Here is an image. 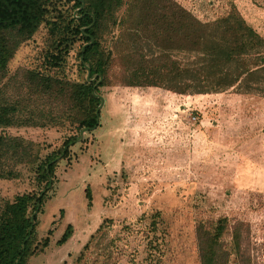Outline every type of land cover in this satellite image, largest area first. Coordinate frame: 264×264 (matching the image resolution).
Instances as JSON below:
<instances>
[{
  "label": "rangeland",
  "instance_id": "rangeland-1",
  "mask_svg": "<svg viewBox=\"0 0 264 264\" xmlns=\"http://www.w3.org/2000/svg\"><path fill=\"white\" fill-rule=\"evenodd\" d=\"M176 1L202 21L234 6L264 37V0ZM78 10L72 0H45L37 29L8 60L7 76L25 69L83 82L85 41L73 20ZM118 32L116 26L104 35L105 46ZM170 53L181 63L195 55ZM117 72L113 63V81L98 86L103 102L97 125L67 145L79 130L66 120L0 128L33 141L37 154L34 162L16 167V177L0 178V198L45 193L24 264H199L195 226L223 216L243 222L253 264H264V96L234 86L183 94L124 85L112 77ZM14 92V86L6 90L8 96ZM50 153L57 158L44 186L36 167ZM67 224L71 234L57 244ZM223 239L229 245L227 231Z\"/></svg>",
  "mask_w": 264,
  "mask_h": 264
},
{
  "label": "trees",
  "instance_id": "trees-1",
  "mask_svg": "<svg viewBox=\"0 0 264 264\" xmlns=\"http://www.w3.org/2000/svg\"><path fill=\"white\" fill-rule=\"evenodd\" d=\"M72 1L79 7L73 17L77 32L85 43L92 37L80 50V64L84 69L88 66L89 76L96 75L95 81L86 78L76 82L25 69L7 76L8 60L37 29L45 0H0V128L47 126L64 120L78 130L96 126L98 86L113 81L109 75L113 63L118 72L112 77L124 85L160 86L183 94L234 86L264 96V37L234 6L212 21H202L176 0ZM122 6L123 12L117 15ZM116 26L118 34L105 46L104 35ZM174 49L194 52V59L181 63L170 53ZM13 86L15 92L8 96L6 90ZM76 137L66 139L64 145ZM34 146L31 140L0 131V178H14L18 165L34 162ZM67 148L63 147V153ZM53 159L55 154L50 153L36 167L45 179L44 186ZM44 194L39 191L34 198L27 193L0 198V264L25 263L31 251L30 215ZM84 195L89 205L87 188ZM30 202L33 205L28 209ZM242 223H230L225 216L210 223L198 222L194 232L199 264H253L248 228ZM226 231L229 245L223 239ZM70 234L71 224H67L56 243H63ZM47 240L45 236L42 245ZM89 244H84V250ZM83 255L82 251L76 259Z\"/></svg>",
  "mask_w": 264,
  "mask_h": 264
},
{
  "label": "water",
  "instance_id": "water-1",
  "mask_svg": "<svg viewBox=\"0 0 264 264\" xmlns=\"http://www.w3.org/2000/svg\"><path fill=\"white\" fill-rule=\"evenodd\" d=\"M91 41H92V37H90V40H89L88 42H86V43H84V44L82 45V47H81V51L83 50L84 46H85L86 44H89ZM80 58H82V54L80 55ZM85 69H86V77L88 78V76H89V68H88L87 65H85ZM95 84H96V83H95ZM97 96H98V98H99V103H98V105H97V107H96V109H95L96 115H98V110H99V108H100V106H101V104H102V102H103V97H102L101 95H97ZM94 126H95V125H93V126H91V127H81V128L79 129V134H78V137H77L76 139L80 138V137L82 136V133H83L85 130L92 129ZM64 148H65V146H64ZM56 158H57V157H56ZM56 158H55V159H56ZM40 194H41V193H40ZM40 194H39V195H40ZM38 206H39V203L37 202L35 210H34V211L32 212V214L30 215L31 223H30V226H29V230L32 228V225H33V216H34V214L36 213V211L38 210Z\"/></svg>",
  "mask_w": 264,
  "mask_h": 264
}]
</instances>
